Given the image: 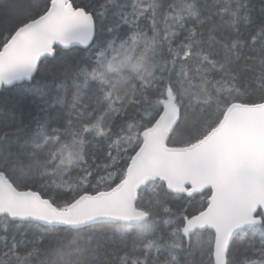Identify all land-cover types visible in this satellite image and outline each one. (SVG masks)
I'll list each match as a JSON object with an SVG mask.
<instances>
[{
  "label": "snow or ice",
  "instance_id": "obj_1",
  "mask_svg": "<svg viewBox=\"0 0 264 264\" xmlns=\"http://www.w3.org/2000/svg\"><path fill=\"white\" fill-rule=\"evenodd\" d=\"M0 16V264H264V0Z\"/></svg>",
  "mask_w": 264,
  "mask_h": 264
},
{
  "label": "trees",
  "instance_id": "obj_2",
  "mask_svg": "<svg viewBox=\"0 0 264 264\" xmlns=\"http://www.w3.org/2000/svg\"><path fill=\"white\" fill-rule=\"evenodd\" d=\"M7 24H8V17L7 16H0V27H5V26H7ZM237 258L242 259L243 257L238 255ZM41 259H44V257L39 256V257L34 258V264H39V261Z\"/></svg>",
  "mask_w": 264,
  "mask_h": 264
}]
</instances>
